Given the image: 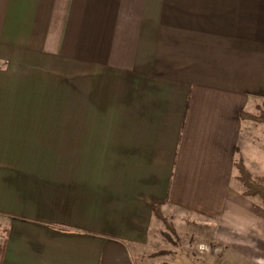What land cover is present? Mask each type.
<instances>
[{"label": "crops", "instance_id": "crops-1", "mask_svg": "<svg viewBox=\"0 0 264 264\" xmlns=\"http://www.w3.org/2000/svg\"><path fill=\"white\" fill-rule=\"evenodd\" d=\"M263 103L264 0H0V264H264Z\"/></svg>", "mask_w": 264, "mask_h": 264}, {"label": "rangeland", "instance_id": "rangeland-1", "mask_svg": "<svg viewBox=\"0 0 264 264\" xmlns=\"http://www.w3.org/2000/svg\"><path fill=\"white\" fill-rule=\"evenodd\" d=\"M260 127L261 129H263L262 131L264 133V127ZM164 218L167 220L168 224L160 220V224H158V229L157 226L154 225L152 232L154 247L149 250V253L153 251L154 256L159 257L158 259H163L164 261L169 262L167 264H199V261L197 260V253H206V251L209 250L210 252L214 251L213 249L205 248L203 246H201L200 248L199 246H196L195 241L201 240L202 237L197 232L192 231L190 229L192 225L191 223H185L179 226L176 224V221L174 222V219L172 221L169 217H166L165 215ZM206 235L207 233L204 234V236ZM176 258H178V261H176ZM156 260L154 262H156ZM230 264L255 263L234 260L231 261Z\"/></svg>", "mask_w": 264, "mask_h": 264}, {"label": "trees", "instance_id": "trees-1", "mask_svg": "<svg viewBox=\"0 0 264 264\" xmlns=\"http://www.w3.org/2000/svg\"><path fill=\"white\" fill-rule=\"evenodd\" d=\"M241 119L264 127V103L257 114L243 112L241 113ZM235 165L239 172L238 179L241 184L242 195L248 199L257 200L264 207V177H254L245 166L244 159L241 155H239ZM153 216L168 224L164 218L161 206L153 207Z\"/></svg>", "mask_w": 264, "mask_h": 264}]
</instances>
